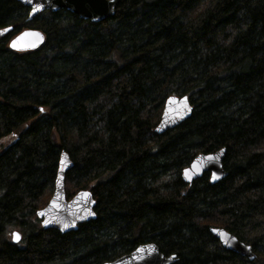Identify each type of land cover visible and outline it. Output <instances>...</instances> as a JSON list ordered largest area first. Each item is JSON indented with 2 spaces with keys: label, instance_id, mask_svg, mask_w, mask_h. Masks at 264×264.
I'll return each instance as SVG.
<instances>
[{
  "label": "trees",
  "instance_id": "1",
  "mask_svg": "<svg viewBox=\"0 0 264 264\" xmlns=\"http://www.w3.org/2000/svg\"><path fill=\"white\" fill-rule=\"evenodd\" d=\"M28 15L0 0V29L12 27L0 34V264H103L147 242L173 264H264V0H120L100 22ZM28 27L44 44L11 50ZM170 95L192 114L158 134ZM222 147L226 177L183 181ZM63 150L67 197L90 190L96 213L67 233L37 216ZM213 226L256 259L224 249Z\"/></svg>",
  "mask_w": 264,
  "mask_h": 264
},
{
  "label": "water",
  "instance_id": "2",
  "mask_svg": "<svg viewBox=\"0 0 264 264\" xmlns=\"http://www.w3.org/2000/svg\"><path fill=\"white\" fill-rule=\"evenodd\" d=\"M29 7L28 20H33L44 11H58L67 9L81 19L92 22L103 21L116 13L120 0H18ZM37 4L40 8L33 11ZM12 27L0 29V34L8 32ZM46 40L45 33L38 28L28 27L10 39L8 45L14 51H30L41 47ZM15 43V46H13ZM171 98V99H170ZM193 106L187 95H170L166 98L161 112L160 120L155 128L158 134L174 129L192 114ZM226 148L222 147L212 152L198 153L193 160L181 171L184 182L191 184L208 172L211 183H217L226 177L223 167ZM73 161L68 152L63 150L60 155L59 167L55 179L53 193L47 204L37 211L44 229H56L62 233L75 231L80 223L88 222L96 217L95 199L90 190L84 189L76 192L71 198L67 197L65 189L66 173L73 167ZM187 170V171H186ZM86 194V195H85ZM13 232L19 231L14 230ZM12 232V233H13ZM210 232L219 240L221 246L250 261L256 259L252 247L244 243L233 233L223 227L213 226ZM21 240L13 239L14 243ZM137 249H142L137 252ZM176 255H164L155 242L138 245L129 253L123 254L114 260L103 264H173Z\"/></svg>",
  "mask_w": 264,
  "mask_h": 264
},
{
  "label": "snow or ice",
  "instance_id": "3",
  "mask_svg": "<svg viewBox=\"0 0 264 264\" xmlns=\"http://www.w3.org/2000/svg\"><path fill=\"white\" fill-rule=\"evenodd\" d=\"M40 8V5L37 4L36 8L33 9V11H37ZM13 46H15V43H13ZM171 99V98H170ZM187 171V170H186ZM86 195V194H85ZM13 239L18 240L20 238V234L18 232H13L12 233ZM142 249H137V252L141 251ZM119 264V262H118Z\"/></svg>",
  "mask_w": 264,
  "mask_h": 264
},
{
  "label": "rangeland",
  "instance_id": "4",
  "mask_svg": "<svg viewBox=\"0 0 264 264\" xmlns=\"http://www.w3.org/2000/svg\"><path fill=\"white\" fill-rule=\"evenodd\" d=\"M50 199V198H49ZM14 230H16V229H14ZM14 230H12L11 231V234H10V237H11V239H12V232L14 231ZM18 231V230H17ZM21 234V233H20ZM22 237V236H21Z\"/></svg>",
  "mask_w": 264,
  "mask_h": 264
},
{
  "label": "bare ground",
  "instance_id": "5",
  "mask_svg": "<svg viewBox=\"0 0 264 264\" xmlns=\"http://www.w3.org/2000/svg\"><path fill=\"white\" fill-rule=\"evenodd\" d=\"M220 227V226H219Z\"/></svg>",
  "mask_w": 264,
  "mask_h": 264
}]
</instances>
